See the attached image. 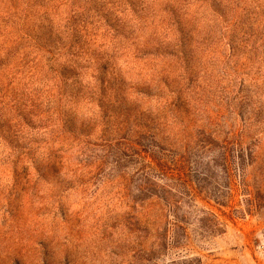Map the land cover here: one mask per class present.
<instances>
[{
  "label": "rangeland",
  "instance_id": "obj_1",
  "mask_svg": "<svg viewBox=\"0 0 264 264\" xmlns=\"http://www.w3.org/2000/svg\"><path fill=\"white\" fill-rule=\"evenodd\" d=\"M264 0H0V264H264Z\"/></svg>",
  "mask_w": 264,
  "mask_h": 264
},
{
  "label": "built area",
  "instance_id": "obj_2",
  "mask_svg": "<svg viewBox=\"0 0 264 264\" xmlns=\"http://www.w3.org/2000/svg\"><path fill=\"white\" fill-rule=\"evenodd\" d=\"M258 250L259 251H264V247H259Z\"/></svg>",
  "mask_w": 264,
  "mask_h": 264
}]
</instances>
